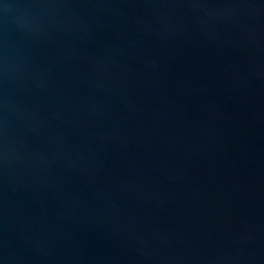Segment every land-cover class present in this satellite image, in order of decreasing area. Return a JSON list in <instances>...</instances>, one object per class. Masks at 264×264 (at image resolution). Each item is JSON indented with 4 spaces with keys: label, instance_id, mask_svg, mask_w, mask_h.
Here are the masks:
<instances>
[{
    "label": "water",
    "instance_id": "1",
    "mask_svg": "<svg viewBox=\"0 0 264 264\" xmlns=\"http://www.w3.org/2000/svg\"><path fill=\"white\" fill-rule=\"evenodd\" d=\"M0 264H264V0H0Z\"/></svg>",
    "mask_w": 264,
    "mask_h": 264
}]
</instances>
